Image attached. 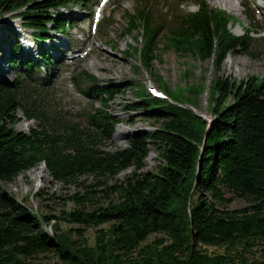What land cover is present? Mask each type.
<instances>
[{
    "label": "trees",
    "instance_id": "trees-1",
    "mask_svg": "<svg viewBox=\"0 0 264 264\" xmlns=\"http://www.w3.org/2000/svg\"><path fill=\"white\" fill-rule=\"evenodd\" d=\"M84 1L0 0V15L19 18L40 42L50 40L51 27L56 32L68 29L71 21L60 16L61 7L74 3L90 10ZM195 1L197 10L173 16L166 47L181 57L212 60L215 73L208 95L213 119L209 122L193 110L204 84L173 90L161 80L167 98L139 91L145 115L161 125L153 133L133 134L124 148H103L119 122L108 101L122 91L120 85L100 86L95 75L79 71L73 75L75 87L100 105H91L80 116L82 123L67 120L40 96L33 82L35 60L18 56L21 44L11 43L10 61L19 73L11 82L0 81V183L41 163L66 184L93 175L105 185L122 170H133L103 189L106 197L117 195L116 202L87 208L97 193L88 186L86 193L71 197L77 208L62 211L60 218L82 227L110 223L98 229L92 244L74 238V232L80 233L76 228L66 232L52 225L50 233L44 226L57 216L37 215L0 186V264H24L39 255L51 256L46 264H264V78L239 81L221 74L229 54L240 49L253 53L247 50L246 37L231 30L227 11L207 0ZM145 2L127 13L121 34L133 35L137 42L143 38L142 45L129 44L128 50L138 57L135 72L144 67L153 73L161 50L156 41L161 21L156 22L158 16L150 11L149 0ZM48 55H40L45 64L54 61ZM190 73L187 69L184 75ZM20 110L37 122L29 132L15 128ZM152 143L162 163L145 171ZM232 197L247 205L228 208ZM152 234L163 237L148 241ZM203 245L222 247L223 252H208Z\"/></svg>",
    "mask_w": 264,
    "mask_h": 264
},
{
    "label": "rangeland",
    "instance_id": "rangeland-1",
    "mask_svg": "<svg viewBox=\"0 0 264 264\" xmlns=\"http://www.w3.org/2000/svg\"><path fill=\"white\" fill-rule=\"evenodd\" d=\"M146 0H109L102 11L98 22L94 21V13L99 0H85L84 3L90 10H86L79 4L71 3L68 7L60 8V16L70 19L68 29L65 32H56L50 28L52 39L45 43H35L32 38V30L22 27L21 20L14 15H0V81H13L18 77L19 71L15 69L11 58V43H20L22 53L31 54L38 69L33 73V82L40 96L49 100L48 106L67 120L83 122L81 115L87 112L91 105L99 106V101L88 99L72 82L73 75L81 70H86L97 77L100 86L120 85L122 91L114 94L109 99V110L113 112L119 122L114 127L111 139L103 142L106 150H115L127 147L130 137L138 132L153 133L161 122L153 117L145 115L141 108L139 91L151 93L152 88L163 91L161 80L166 81L170 89L184 88L188 84H204L202 92L197 96L194 111L204 119L210 121L213 115L209 107L208 87L214 77L212 60H199L195 55L181 57L176 51L166 47L168 41V28L173 16L193 12L197 10L195 0H149L150 11L155 13L156 22H160V29L156 41L161 48L158 57L154 60L152 70L149 73L144 67L135 72L139 65L137 55L128 50V45L140 46L133 35L123 36L121 33L127 27V13H133L145 4ZM210 6L227 11L232 17L231 30L238 36H246L247 50L253 55L240 49L229 54L222 65L221 74L229 75L239 81L251 76L264 78V0H234V7L230 8L219 0H207ZM103 23L105 24L103 27ZM250 29L252 35H248L245 29ZM28 42L32 50L26 51L24 45ZM63 42V43H62ZM54 47L55 50H51ZM47 50L48 56L55 58L53 63L46 64L40 61V55ZM5 56V58H4ZM20 57H23L20 53ZM27 58V57H25ZM187 69L191 73L184 75ZM20 72L25 73L22 67ZM46 74L48 79H43ZM160 77V78H159ZM96 100V99H94ZM98 100V99H97ZM45 106V101L41 103ZM19 119L15 128L19 131L29 132L37 125L34 120H28L23 111L17 113ZM162 163V157L155 144L148 146L147 157L144 160L143 170H156ZM133 168L122 170L118 175L106 180V184L98 182L93 175H85L69 184L56 181L50 174L44 163L28 168L10 182H2L0 186L13 194L21 203L34 211L37 215H54L58 218L46 224L44 228L53 233L54 225L60 231L71 232L73 237H84L91 244L94 242L98 229L109 227L110 223H104L97 227H82L78 224L64 220L62 211L78 207L71 197L75 194L86 193V187L91 186L97 193L93 204H86L91 209L93 206H107L118 200L117 195L105 196L104 188L124 180ZM230 194H228L229 196ZM247 202L239 197H232L228 208L240 209ZM162 234H152L148 241ZM165 239V238H163ZM208 252H223L222 247L203 245ZM51 256L39 255L37 258L26 259L24 264H46ZM51 261H54L52 258Z\"/></svg>",
    "mask_w": 264,
    "mask_h": 264
},
{
    "label": "bare ground",
    "instance_id": "bare-ground-1",
    "mask_svg": "<svg viewBox=\"0 0 264 264\" xmlns=\"http://www.w3.org/2000/svg\"><path fill=\"white\" fill-rule=\"evenodd\" d=\"M243 2H242V4H246L247 3V1L246 0H242ZM219 2H221V3H223L224 5H226V6H228V7H230V8H233L234 7V0H219ZM69 20V19H68ZM50 31V30H49ZM49 34H50V32H49ZM32 38H33V40H34V42L35 43H40V42H42V41H44V40H41L40 42H38L33 36H32ZM51 39H52V36L50 37ZM63 43V42H62ZM22 47V46H21ZM24 48H25V50L26 51H30L31 52V50H32V46H31V44H28V42H26V44L24 45ZM50 49L51 50H55L54 49V47H51L50 46ZM21 55L22 56H24V57H27V58H31L29 55H28V52H21ZM4 58H5V56H4ZM3 59V54L1 55V58H0V60H2ZM2 81V80H1ZM112 98V97H111ZM209 122H211V121H209ZM45 164V163H44Z\"/></svg>",
    "mask_w": 264,
    "mask_h": 264
}]
</instances>
